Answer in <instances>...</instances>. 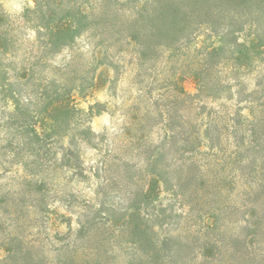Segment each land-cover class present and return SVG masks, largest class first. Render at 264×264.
<instances>
[{"label":"trees","instance_id":"obj_1","mask_svg":"<svg viewBox=\"0 0 264 264\" xmlns=\"http://www.w3.org/2000/svg\"><path fill=\"white\" fill-rule=\"evenodd\" d=\"M33 2L17 18L0 10V108L12 107L0 118V264H169L164 240L147 247L135 223L144 207L184 187L205 200L222 196L233 179H242V245L248 252L253 241L246 239L256 238L248 256L264 261V0ZM127 67L136 77L158 67L167 76L166 96L122 113V139L105 162L131 189L120 217L129 233L112 225L97 231L99 186L76 230L66 223L60 232L62 221L49 228L47 173L95 177L83 168L82 146L100 150L90 123L105 106L84 111L74 95L93 90L100 68L118 76ZM184 74L194 94L184 90ZM17 165L22 175L4 181ZM219 212L204 210L206 228H216Z\"/></svg>","mask_w":264,"mask_h":264},{"label":"rangeland","instance_id":"obj_2","mask_svg":"<svg viewBox=\"0 0 264 264\" xmlns=\"http://www.w3.org/2000/svg\"><path fill=\"white\" fill-rule=\"evenodd\" d=\"M33 7V0H0V10L14 18L20 16L24 9ZM25 33L30 32L25 31ZM55 62H61V58L58 57ZM157 70L158 72L151 76L141 74L136 77L130 67L123 69L118 76H115L110 69L100 68L93 90L86 97L74 95L77 107L84 111L94 104L105 106L102 108L104 112L94 115L90 123L95 134L101 139L98 146L100 150L82 146L83 168L91 169L95 177L91 176L90 172H86L87 179H79L64 169L47 173L49 175L45 174L49 189L50 214L47 222L49 228L62 221L63 223L57 227L60 232L68 231L66 223L70 224L73 231L76 230L77 216L83 211L85 201L93 199V190H97L99 186L101 195L98 201L103 202V213L100 215L101 219L97 220L100 222L97 231L101 234L112 225L111 230H115L117 234L119 231L122 235L129 233V225L124 224L120 217L131 204L129 201L132 197L131 189L126 188L116 179L114 171L108 170L105 162L111 158L109 150L115 148V145L119 146L118 143L122 139L120 136L125 122L128 121L127 116L123 117L122 113L127 114L135 101H138L140 106H147L149 101L160 99L159 95H167V90L162 85V80L167 77L166 72H161L160 67ZM113 79L115 82L110 84ZM182 85L188 94L196 92L195 84L189 74L183 75ZM147 88L151 90V95L145 96ZM11 109L10 104L5 110L0 108V118L3 113ZM150 110L153 112L152 109ZM161 134L157 130L153 133L155 137ZM2 135L3 133H0V136ZM9 170L3 174L4 181L22 175L20 165ZM137 175L144 177L141 172ZM235 177L237 178V175ZM105 180H107L106 186H103ZM240 180L242 179H233L227 183L222 196L217 195L208 200L200 198L196 192L187 187L180 189L175 197L163 194L159 200L144 207V214L141 213L140 220H135L137 226L146 231L145 245L150 247L151 241L155 243L157 240L160 242L164 240L163 254L170 257L169 264H264L260 258L248 256V252L253 251L252 248L258 247L256 238L246 239L253 241V246L248 247V252L242 245L246 232L243 231L241 220L246 209L242 207L244 203L240 196ZM214 206L220 208L216 216V228H206L211 218H204L203 212L212 210ZM216 241L221 242V247L215 244ZM50 246L51 244L49 248ZM120 246L124 248L122 243ZM203 251L213 257L203 258L199 254Z\"/></svg>","mask_w":264,"mask_h":264}]
</instances>
